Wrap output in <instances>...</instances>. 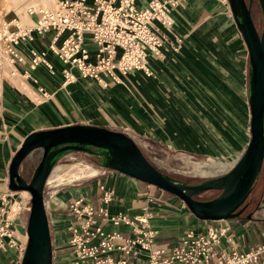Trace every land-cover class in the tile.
Listing matches in <instances>:
<instances>
[{"label": "crops", "instance_id": "obj_1", "mask_svg": "<svg viewBox=\"0 0 264 264\" xmlns=\"http://www.w3.org/2000/svg\"><path fill=\"white\" fill-rule=\"evenodd\" d=\"M173 1L176 3L171 7L174 21L169 41L160 58L152 55L147 58L149 74L132 70L121 75L120 81L105 76L106 84L103 85L76 72L73 82L63 83V65L48 53L54 73L43 65L30 69L25 60L17 66L19 75H0V194L9 191V164L25 136L36 130L78 123L124 132L155 167L169 175L178 171V167H189L202 176L212 174L210 177L230 169L250 138L247 47L228 0ZM146 2L137 0V5ZM50 37L48 32L38 37L33 45L44 49ZM85 37L93 54L95 46L88 35ZM176 37L180 42L174 40ZM26 47L21 49L29 58ZM23 70H28V78L22 76ZM219 158L230 160L231 164L211 166L209 168L219 169L206 174L196 171L201 166L194 167L196 163ZM88 169L84 166L80 172L82 177L90 176V182L68 187L56 198L52 211L45 201L53 244L52 264H66L67 201L84 194L95 202L100 195L97 186L104 182L115 191L108 205L111 214L120 212L133 217L142 213L145 205L151 206L150 226L158 231L161 244L174 245L188 229L203 231L210 222L196 218L176 196L156 195L150 184L99 165ZM71 178L80 177L72 174ZM17 197L19 194L13 198ZM25 211H20L14 224L21 243L25 240L22 235L23 232L25 235V222L21 218ZM117 227L130 233L126 225ZM258 227L257 222L240 224L235 239L237 245L249 247L264 241V233L256 231ZM106 228L114 230V225ZM20 260L16 248L0 249V264H20Z\"/></svg>", "mask_w": 264, "mask_h": 264}, {"label": "built area", "instance_id": "obj_2", "mask_svg": "<svg viewBox=\"0 0 264 264\" xmlns=\"http://www.w3.org/2000/svg\"><path fill=\"white\" fill-rule=\"evenodd\" d=\"M175 3L147 0L145 5L138 6L137 0H58L54 7L27 4L29 24L17 15H0V75H19L17 66L25 60L30 69L43 65L54 73L48 53L62 63L63 83L73 82L77 73L103 85L105 76L118 81L117 74L132 70L149 74L147 58H160L169 41L174 21L171 7ZM48 32L51 37L46 47L36 48L33 43ZM86 35L95 46L93 54L86 45ZM22 46L28 47L29 58ZM22 76L28 78V70H23ZM49 177L51 173L45 185L50 183ZM97 189V205L84 194L67 201L66 264H264V241L249 247H239L235 242L240 229L237 218L209 220L205 230L188 229L176 244L168 246L158 242V231L150 226L153 211L149 204L133 217L120 212L111 214L108 205L114 199L113 187L104 182ZM22 191L0 194V249L16 248L20 258L27 234L21 243L14 224L21 210L29 211L31 197L28 191V196H22ZM15 194L20 198L17 205ZM109 224L126 225L130 233L107 230Z\"/></svg>", "mask_w": 264, "mask_h": 264}, {"label": "water", "instance_id": "obj_3", "mask_svg": "<svg viewBox=\"0 0 264 264\" xmlns=\"http://www.w3.org/2000/svg\"><path fill=\"white\" fill-rule=\"evenodd\" d=\"M262 14L259 32L251 16V0H228L232 16L248 51L250 64L248 104L250 138L234 166L226 173L188 184L161 172L143 154L138 144L122 131L91 124H70L41 129L25 136L11 158L8 168V189L26 190L30 208L26 221L27 240L20 264H52V241L45 207L43 188L57 160L65 153H95L103 161L101 167L115 170L147 184L156 186L179 198L200 220H227L242 212V205L260 173L264 158V0H257ZM41 148V158L29 180L21 174L22 160L34 149ZM218 190L211 199L194 195Z\"/></svg>", "mask_w": 264, "mask_h": 264}, {"label": "rangeland", "instance_id": "obj_4", "mask_svg": "<svg viewBox=\"0 0 264 264\" xmlns=\"http://www.w3.org/2000/svg\"><path fill=\"white\" fill-rule=\"evenodd\" d=\"M41 3L48 7H54L56 4V1L53 2L51 0H0V15L4 14V16L11 18L15 15L20 16L23 22L29 23L30 19L25 14V7L27 4L30 3ZM1 15V16H2ZM252 17L254 19V23L257 27V30L261 32L262 29V14L259 6L257 5V1H253L252 4ZM247 102H248V90H247ZM249 105V104H248ZM75 153H69L66 156L61 157L58 162L53 167V170L51 172V177H49L50 183L48 185H44L43 188V195L45 201H47V206L49 204V211H52V207L54 206V201L57 197H60L62 193L68 189V187H79V185H76V183L81 182L89 183L90 182V176L82 177L80 170L84 168V166H87L90 170V167L96 168L98 164L96 163V160L91 157L88 153L82 152V151H74ZM40 151L37 153H34L28 160L27 163L24 165V172L27 176H29L34 168V166L37 163L38 157H39ZM220 159V158H219ZM231 164L230 160L220 159V160H211V161H205L202 163H196L194 164V167L201 166L202 168H199V170H196L202 174L209 173L211 171H215L219 168H209L211 166H219V167H226ZM178 167V166H177ZM177 169V168H176ZM174 173H171L173 175L172 177L178 178L182 181H189L191 183L198 182L199 180H204L207 178H211L210 175L202 176L198 173H195L194 171L189 170L188 168H179L178 171H173ZM72 174H76L79 179H73L71 178ZM170 175V176H171ZM220 176V175H219ZM82 177V178H81ZM81 184V185H82ZM152 188H154L152 186ZM260 189H262V192L260 193ZM219 193L218 190H208L205 191L200 195L201 199H210L211 197L217 196ZM25 196V195H24ZM252 198H254V203L251 205V210L253 211L254 216H264V163L261 169V172L258 177V181L256 183V186L251 194ZM46 197V198H45ZM180 200V199H178ZM19 199H15V203H19ZM181 201V200H180ZM256 201H259L257 204H255ZM29 211H25L21 214L22 220L25 222V230H26V221L28 217ZM114 230H121V227L114 226ZM21 233V231H20ZM26 234V233H25ZM23 237L24 232L22 233ZM58 240V238H56ZM58 251V250H57ZM67 251V250H64Z\"/></svg>", "mask_w": 264, "mask_h": 264}, {"label": "trees", "instance_id": "obj_5", "mask_svg": "<svg viewBox=\"0 0 264 264\" xmlns=\"http://www.w3.org/2000/svg\"><path fill=\"white\" fill-rule=\"evenodd\" d=\"M250 0H246V2L248 3ZM253 1L254 0H251V16H252V4H253ZM255 1H257V0H255ZM257 5H258V2H257ZM259 6V5H258ZM260 8V7H259ZM252 19H253V17H252ZM253 22H254V19H253ZM255 24V23H254ZM256 26V25H255ZM257 28V27H256ZM249 71H250V64H249V69H248V82H249ZM92 150L95 152V153H92V154H89L91 157H93L95 160H96V163L100 166V163L103 161V159H102V157H101V154L98 152V149L97 148H92ZM38 151H40V154H39V157H38V160H37V163H36V165L38 164V162H39V160H40V158H41V155H42V149L41 148H36V149H34V150H32L23 160H22V162H21V164H20V168H21V174H22V176L25 178V179H27V180H29L30 179V177H31V175H32V172H33V170H34V168L36 167V165L34 166V168H33V170H32V172H31V174L29 175V176H27L26 175V173L24 172V165L27 163V160L34 154V153H37ZM142 151V150H141ZM69 153H75V152H67V153H65L63 156H65V155H67V154H69ZM62 156V157H63ZM147 158V157H146ZM148 159V158H147ZM58 161H56V163H57ZM55 163V164H56ZM263 163H264V158H263V161H262V165H261V169H262V166H263ZM261 169H260V172H261ZM161 171V170H160ZM161 172H163V171H161ZM164 173V172H163ZM167 174V173H166ZM260 174V173H259ZM169 175V174H168ZM258 177H259V175H258ZM202 180H199L198 182H195V183H199V182H201ZM257 181H258V178L254 181V183L252 184V186H251V188H250V191H249V193H248V195L246 196V198H245V200H244V202L242 203V205L240 206V207H238L237 209H236V211L237 210H239L242 206H244V208H243V210H242V212L241 213H239V215L238 216H236L235 218H237L238 219V221H239V223L242 225V224H245V223H247L248 221H250V222H257L258 223V225H259V227L256 229V231L257 232H263L264 233V218H262V217H258V216H254L253 214V211H255V210H251V205H253V203H254V198H252V196H251V194H252V192H253V190H254V188H255V186H256V183H257ZM185 182H187L188 184H195V183H191V182H189V181H185ZM145 183V182H144ZM145 184H147V183H145ZM153 186V185H152ZM154 188H155V192H156V195H159V194H161L162 196H164L165 198H169V197H174L175 195L174 194H172V193H169V192H166V191H164V190H162V189H160V188H158V187H156V186H153ZM260 191V193L262 192V189H260L259 190ZM44 193V192H43ZM202 193H204V192H201V193H198V194H196V195H194V198H196V199H201L200 198V195L202 194ZM211 198H214V196L213 197H211ZM210 198V199H211ZM259 201H256L255 202V204H257ZM95 203L96 204H98V198H96L95 199ZM49 230H50V228H49ZM50 236H51V233H50ZM51 240H52V236H51ZM52 251H53V244H52Z\"/></svg>", "mask_w": 264, "mask_h": 264}, {"label": "bare ground", "instance_id": "obj_6", "mask_svg": "<svg viewBox=\"0 0 264 264\" xmlns=\"http://www.w3.org/2000/svg\"><path fill=\"white\" fill-rule=\"evenodd\" d=\"M2 15V14H1ZM4 15V14H3ZM116 79L118 80V81H120V80H122V76L120 75V74H117V76H116ZM28 196V192L26 191V190H23L22 191V196ZM17 199H19V198H17ZM14 202H15V200H14ZM15 205H17V203H15ZM25 232H26V230H25ZM25 237H26V234H25ZM23 255V254H22Z\"/></svg>", "mask_w": 264, "mask_h": 264}]
</instances>
